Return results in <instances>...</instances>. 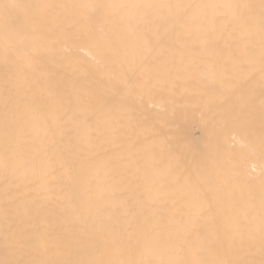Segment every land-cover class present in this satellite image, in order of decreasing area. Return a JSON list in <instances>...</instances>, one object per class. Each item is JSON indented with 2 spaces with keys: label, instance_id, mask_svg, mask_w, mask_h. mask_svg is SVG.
<instances>
[{
  "label": "bare ground",
  "instance_id": "1",
  "mask_svg": "<svg viewBox=\"0 0 264 264\" xmlns=\"http://www.w3.org/2000/svg\"><path fill=\"white\" fill-rule=\"evenodd\" d=\"M3 2L81 7L54 12L74 15L71 36L34 23L51 10H16L7 33L0 15V259H112L85 236L102 245L130 221L145 231L119 258L137 264L176 259L158 242L194 226L221 251L241 232L258 242L264 82L225 6L259 0ZM131 4L174 7L143 20Z\"/></svg>",
  "mask_w": 264,
  "mask_h": 264
},
{
  "label": "snow or ice",
  "instance_id": "2",
  "mask_svg": "<svg viewBox=\"0 0 264 264\" xmlns=\"http://www.w3.org/2000/svg\"><path fill=\"white\" fill-rule=\"evenodd\" d=\"M79 5H25L19 3H0V15L5 22L7 33L9 21L14 19L16 10H24L26 13L33 8L51 10L46 16L34 18L38 27L55 25L54 32H62L65 36L76 34V22L74 15L68 13L63 17L54 15L56 9H74ZM94 10H103L109 5H89ZM122 8L130 10L129 15L134 19L147 20L151 15L160 13L163 9H170L174 6L164 4H131L122 5ZM178 7V6H176ZM225 7L231 9L233 19L240 26L244 37V55L255 62L258 59L260 64L261 80L264 82V0L258 3L230 4ZM9 83H5V91L9 93L4 99L3 134L6 145L9 144L13 134V127L16 122L14 101L10 94ZM249 122L254 120V113L249 112L246 116ZM260 150L264 154V95L261 98L260 108ZM193 163L199 167V161L195 158ZM5 169L9 167V157L5 154ZM259 198V240L251 232H241L238 237L231 239L228 248L221 251L223 242L219 239H211L206 231L193 227L191 231L169 232L161 241L165 247H171L177 258L163 261L162 264H264V184L261 185L259 193L250 189L248 193L251 211H255V201ZM6 214L8 208H5ZM158 223V222H157ZM203 227V226H202ZM145 225L139 221L128 222L123 233L117 232L111 241H105L102 245L96 242L91 236L85 238L89 244L96 247H106L112 250L114 258L107 260H25V259H0V264H137L134 260L120 259V255L140 243ZM54 254V253H53Z\"/></svg>",
  "mask_w": 264,
  "mask_h": 264
}]
</instances>
